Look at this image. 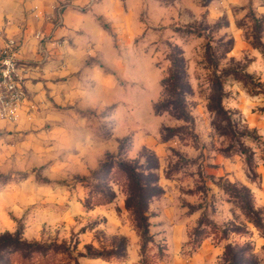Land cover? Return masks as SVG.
<instances>
[{
    "label": "rangeland",
    "instance_id": "1",
    "mask_svg": "<svg viewBox=\"0 0 264 264\" xmlns=\"http://www.w3.org/2000/svg\"><path fill=\"white\" fill-rule=\"evenodd\" d=\"M262 5L0 0L24 91L0 113V264H264ZM174 48L187 120L154 112ZM130 179L159 187L143 237Z\"/></svg>",
    "mask_w": 264,
    "mask_h": 264
},
{
    "label": "trees",
    "instance_id": "2",
    "mask_svg": "<svg viewBox=\"0 0 264 264\" xmlns=\"http://www.w3.org/2000/svg\"><path fill=\"white\" fill-rule=\"evenodd\" d=\"M170 63V70L168 77L162 82L163 92L165 100L154 107V112L159 114L161 112H168L170 115L177 119L187 120V114L184 108V98L187 94L191 93V89L187 83L185 60L182 57V52L178 48H174L173 52L168 58ZM221 91V85L216 89ZM215 103L208 109L210 112L222 113L219 105L221 103V93L214 100ZM225 115V114H224ZM227 120V118H226ZM242 153V151H241ZM246 158V163L250 162L249 157ZM159 187L152 183H139L130 179L127 185V194L125 205L128 210L131 211L132 222L135 228L141 236H145L147 233L146 226L144 225V212L146 205L153 196L157 194ZM246 217L256 227L261 226V218L259 212H255L251 207L245 209Z\"/></svg>",
    "mask_w": 264,
    "mask_h": 264
},
{
    "label": "built area",
    "instance_id": "3",
    "mask_svg": "<svg viewBox=\"0 0 264 264\" xmlns=\"http://www.w3.org/2000/svg\"><path fill=\"white\" fill-rule=\"evenodd\" d=\"M18 61V44L14 39L0 43V113H13L24 100Z\"/></svg>",
    "mask_w": 264,
    "mask_h": 264
},
{
    "label": "crops",
    "instance_id": "4",
    "mask_svg": "<svg viewBox=\"0 0 264 264\" xmlns=\"http://www.w3.org/2000/svg\"><path fill=\"white\" fill-rule=\"evenodd\" d=\"M220 7H222V6H220ZM261 8H263V10H264V5H262V7Z\"/></svg>",
    "mask_w": 264,
    "mask_h": 264
}]
</instances>
